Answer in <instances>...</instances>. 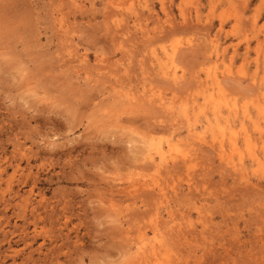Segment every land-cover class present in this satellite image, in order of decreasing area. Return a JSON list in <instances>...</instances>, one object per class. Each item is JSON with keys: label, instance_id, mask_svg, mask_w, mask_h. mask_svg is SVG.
I'll use <instances>...</instances> for the list:
<instances>
[{"label": "rangeland", "instance_id": "374dc122", "mask_svg": "<svg viewBox=\"0 0 264 264\" xmlns=\"http://www.w3.org/2000/svg\"><path fill=\"white\" fill-rule=\"evenodd\" d=\"M263 147L264 0H0V264H264Z\"/></svg>", "mask_w": 264, "mask_h": 264}, {"label": "bare ground", "instance_id": "6f19581e", "mask_svg": "<svg viewBox=\"0 0 264 264\" xmlns=\"http://www.w3.org/2000/svg\"><path fill=\"white\" fill-rule=\"evenodd\" d=\"M175 75H176V71L174 73V78H176ZM227 113H228V115H227V118H225V125L222 126V127L220 126L219 121L217 119V117L219 115L217 110H214V112H213V116L215 118V123L214 124H212V121L210 119H206V117L204 118L205 119V125L203 127H205V129H207V131H211V139H212V142L218 143L219 144L218 147L220 149V152L223 153V147H224L223 143H224V141L226 139V140L229 141L230 146H231V149H233L234 151H237V150H239L238 149V143H237L238 136L240 134H243L244 135V138H245V140H244L245 147L251 153L252 161L253 162H255V161L257 162L258 160H257V158H256V156L254 154L255 151L253 152L254 145L251 143L250 136H249L248 132L246 131L245 127H244L243 121L240 123L239 130L236 131V129L238 127L234 123H231L229 121V119H228V117L231 116V115H234V116L237 115V112H236V109L234 108V106H228ZM258 113H259L260 118H262L261 111H259ZM242 115H243V118L244 119H247L248 121L250 120V114L246 110V108L243 110ZM186 116H187V123L189 125L188 127H190L189 129L193 131L195 129V127L192 124H194V123H192L190 125L189 124L190 117H188L187 114H186ZM256 126L257 125H254V127H256ZM260 133H261V131H260ZM175 148H176V146L173 147L171 143H167L166 146H162L161 144L153 145L150 150L158 158L159 162L161 163V164L160 163L159 164L162 165V164L166 163V161H168V157L171 155V152H173L175 150ZM263 150H264V147H263ZM139 240H141V239L139 238ZM141 244H142L141 247H138L136 249L137 250V253H141L142 250H144L145 248H147L148 246H150L149 252L151 254H154L155 248L157 246L155 247V244H153V242L149 243L145 239H142V243ZM157 251H158V249H157Z\"/></svg>", "mask_w": 264, "mask_h": 264}]
</instances>
